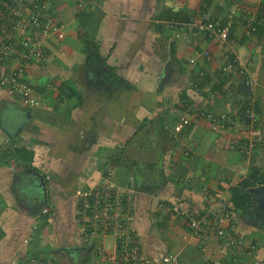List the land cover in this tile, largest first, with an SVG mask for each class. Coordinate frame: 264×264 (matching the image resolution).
Listing matches in <instances>:
<instances>
[{
    "label": "crops",
    "instance_id": "1",
    "mask_svg": "<svg viewBox=\"0 0 264 264\" xmlns=\"http://www.w3.org/2000/svg\"><path fill=\"white\" fill-rule=\"evenodd\" d=\"M48 8L62 37L32 32L45 59L17 62L38 105L26 108L0 89V264H76L66 258L78 253L90 260L89 248L77 238L72 194L105 175L114 186L134 190L135 226L145 251L158 248L172 264H264V194L249 192L251 209L242 212L229 192L250 168L264 178V0H51ZM203 21L226 28L227 43L196 30ZM86 39L96 42L105 64L133 90L105 91L97 71L108 69L87 65ZM232 51L241 68L232 64ZM208 111L226 114L227 126L212 131ZM247 111L255 116L253 124ZM145 118L159 119L150 126L159 129V145L168 147L161 180L166 183L153 199L138 191L125 167L109 166L103 173ZM182 118L189 125L174 132ZM248 144L253 151L246 158ZM21 146L33 150L35 173L15 159ZM119 166L124 176L110 180ZM213 199L231 217L216 225L228 226L241 251L214 235L196 239L169 211L177 202L198 217L211 210ZM24 237L26 246L20 244ZM12 239L14 245L5 243Z\"/></svg>",
    "mask_w": 264,
    "mask_h": 264
},
{
    "label": "built area",
    "instance_id": "2",
    "mask_svg": "<svg viewBox=\"0 0 264 264\" xmlns=\"http://www.w3.org/2000/svg\"><path fill=\"white\" fill-rule=\"evenodd\" d=\"M51 0H0V89L8 95L16 96L26 108L38 105L34 97L32 87L24 80L23 68L18 61H42L45 59V51L40 41L32 36L35 32L38 36L62 37L61 26L51 16L48 4ZM34 28H39L33 30ZM198 31H205L214 35L221 43H227L229 33L219 24L203 21L195 26ZM203 52L201 56H206ZM232 64L242 67L238 55L231 52ZM11 58V64L3 63ZM246 117L253 124L255 116L247 111ZM211 126V130L218 132L227 126L229 119L226 114H215L208 111L205 114ZM188 118H182L174 125V132H180L183 127L189 125ZM233 123V122H232ZM229 147L235 145L228 142ZM253 151V144L245 147L246 158ZM109 176V174L107 173ZM134 190L130 187H116L108 181L107 176L96 185L87 188H76L72 194L75 203L77 222L76 234L80 242L89 248L90 262L88 264H172L173 258L166 256L154 248L152 253L143 248V239L140 230L135 226L132 196ZM217 198V197H216ZM216 200V201H215ZM164 204V203H163ZM177 202L171 203L169 208L172 216L181 217L187 224L190 234L196 239L208 240V236L214 235L218 239L227 241L229 246L237 247V239L226 234L227 225H216V222L224 223L222 216H226L230 222L229 210L220 205L218 199H213L211 210L201 216L195 217L192 211L183 208ZM215 211L216 215L210 211ZM47 209L42 211L43 214ZM212 216V218H211ZM35 226L29 228L35 230ZM207 236V237H205ZM105 240H111V245H105ZM29 238L20 240L22 246L28 244ZM243 245L237 248L241 251ZM233 249V248H232ZM29 264H48L44 262H30ZM55 264V263H51ZM209 264H220L210 261Z\"/></svg>",
    "mask_w": 264,
    "mask_h": 264
},
{
    "label": "trees",
    "instance_id": "3",
    "mask_svg": "<svg viewBox=\"0 0 264 264\" xmlns=\"http://www.w3.org/2000/svg\"><path fill=\"white\" fill-rule=\"evenodd\" d=\"M84 51L87 54V65L91 67L94 66L95 68L101 65V67H105L108 69L107 71L109 72H102V69L97 71V75L102 82L101 84L106 87L105 91H117L123 89L130 91L134 89V86L130 82L118 77L113 72V70L105 64V61L99 55L96 42H93L91 40L87 41L86 39L84 43ZM158 120L159 119H155L152 120L153 122H151V119H143L141 124H139L137 129L135 130L133 136H131L129 140L124 144L125 146H123L118 151L113 152V155L110 156L108 162H106L108 166L105 167V171L103 169V173L108 170L109 166L113 167L115 165H121L125 167L131 174L135 185L139 189L138 191L143 193H156V191L160 189L159 184L162 183L161 180H163V162L160 164V159L158 158L159 156L156 151L158 149V147H156V144L158 143L156 136L155 138H153L152 134L148 133V131H154L155 127L150 125H155L157 122H159ZM145 131L146 133L143 137V140L145 142H141L142 138L140 136ZM147 139H149V141ZM152 139H154V143L152 144L153 147L149 148V142L151 143ZM14 153L15 159L17 160L19 156V159L24 162V166H26V170L28 172L35 173V171L38 170V167L35 166V161L33 159V150L21 146L15 148ZM257 184H264V178L258 173L255 168H250L249 176L240 181L237 185L230 188V201L235 210L243 212L251 209L252 196L249 193V189ZM46 205L47 203L45 201L41 207ZM169 211H171L170 214H172V210L170 209ZM225 230L227 234L229 231L228 226L225 228ZM231 237L237 239V247L241 245V241L238 239V237ZM224 243L228 247L234 248L232 247V245L229 246L227 241H224ZM32 261L33 259H30L26 264H29ZM54 262L51 261V263ZM55 263L59 264L57 262Z\"/></svg>",
    "mask_w": 264,
    "mask_h": 264
},
{
    "label": "rangeland",
    "instance_id": "4",
    "mask_svg": "<svg viewBox=\"0 0 264 264\" xmlns=\"http://www.w3.org/2000/svg\"><path fill=\"white\" fill-rule=\"evenodd\" d=\"M159 131V129L157 128V129H155V133H154V131H148V133H151L152 134V137L153 138H155V134H157V131ZM145 133H146V131L144 132V133H142L141 134V138H142V141L141 142H145L144 140H143V137H144V135H145ZM159 133V132H158ZM158 139V138H157ZM148 141H149V139H147ZM140 142V143H141ZM154 143V139H152L151 140V143L149 142V144H150V146H149V148L150 147H153V144ZM148 144V145H149ZM160 143H159V141H158V143L156 144V147H158V149L156 150L157 151V154H158V158L160 159L159 161H160V164L163 162V167L162 168H165L164 167V165L167 163L166 162V158H165V151H166V149L168 148H166V146H164L163 144H161V146L159 145ZM110 154L111 152L109 151V152H107V153H104V154H106V157L108 156L107 154ZM122 170H124L123 168H121L120 166L119 167H117V168H115V172L113 173V174H111L110 176H109V179L110 180H115L116 178L117 179H119V178H121V177H123L124 176V174L122 173V172H124V171H122ZM120 171V173L118 174V172ZM110 182V181H109ZM110 183H112V182H110ZM163 183H166L165 181H163L162 183H160L159 185L160 186H162L163 185ZM162 184V185H161ZM18 187H20V186H18ZM119 188H122V187H119ZM15 189V188H14ZM16 190V189H15ZM162 193V192H161ZM161 193H159V192H157L156 191V193H152V194H150V197H152V199L153 198H156V197H158L156 194H159V195H161ZM156 237H158V238H160L161 239V234L156 230V235H155ZM162 237H165V238H167L166 237V235L165 236H163L162 235ZM111 241V240H110ZM5 243H8V245H10V244H12V245H14L15 244V241L12 239V241L11 240H8L7 242H5ZM0 245H2V242H0ZM6 246V245H5ZM83 246H85V245H83ZM50 249H53V245H50L49 244V246H48ZM90 251V249H87V251L86 252H89ZM85 252V253H86ZM71 254H72V256H74L75 254H76V252L75 251H71ZM70 254V255H71ZM80 254V255H79ZM66 259H68L69 260V262L71 263V262H75L76 264H88V261L90 262V260H87V256H86V254H81V253H78L76 256H74L73 258H66ZM11 262V261H10Z\"/></svg>",
    "mask_w": 264,
    "mask_h": 264
},
{
    "label": "water",
    "instance_id": "5",
    "mask_svg": "<svg viewBox=\"0 0 264 264\" xmlns=\"http://www.w3.org/2000/svg\"><path fill=\"white\" fill-rule=\"evenodd\" d=\"M41 186L45 187L43 182H40ZM249 192L255 197L264 194V185L258 187H252L249 189ZM264 203V202H263Z\"/></svg>",
    "mask_w": 264,
    "mask_h": 264
}]
</instances>
